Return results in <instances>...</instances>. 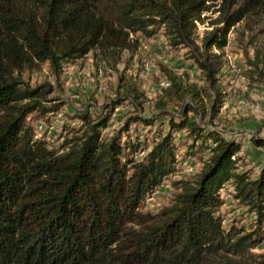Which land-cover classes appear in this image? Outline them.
Listing matches in <instances>:
<instances>
[{
	"label": "trees",
	"instance_id": "1",
	"mask_svg": "<svg viewBox=\"0 0 264 264\" xmlns=\"http://www.w3.org/2000/svg\"><path fill=\"white\" fill-rule=\"evenodd\" d=\"M253 16L264 20V0H0V264H264V254L251 251L264 239V167L254 178L241 172L240 143L203 128L195 105L169 118V131L138 161L132 156L138 148L121 134L103 137L109 116L88 111L58 150L27 121L58 106L44 104L52 86L31 87L24 79L45 63L59 75L90 52L114 67L123 52L138 49V34L163 29L172 47L189 49L213 87L222 67L215 49ZM206 20L212 28L197 44L198 23ZM255 60L256 68L264 65V48ZM169 77L162 107L199 94ZM125 91L112 108L130 98L141 105L137 88ZM130 119L125 129L153 122ZM184 129L207 158L169 206L142 210L146 195L175 171L173 131ZM227 183L256 215L253 230L223 226L218 209Z\"/></svg>",
	"mask_w": 264,
	"mask_h": 264
},
{
	"label": "rangeland",
	"instance_id": "2",
	"mask_svg": "<svg viewBox=\"0 0 264 264\" xmlns=\"http://www.w3.org/2000/svg\"><path fill=\"white\" fill-rule=\"evenodd\" d=\"M211 28L208 20L198 23L197 44H201L203 34ZM138 36V49L134 53L123 52L114 67L96 61L90 52L66 64L59 75L54 74L47 63L37 70L25 71L24 79L31 87L46 82L52 86L44 104L58 105L47 114L34 112L28 116L27 121L34 126L36 136L61 150L65 138L82 127L80 112L88 111L93 118L107 114L109 121L103 129V137L121 134L124 142L138 148L132 155L138 161L151 150L160 135L169 131V118H180L182 107L190 104L197 107V122L203 128L240 143L239 170L257 177L264 167V65L260 63L256 68L252 62L256 61V52L264 48V20L253 16L235 24L226 45L215 49L222 67L213 87L190 57L189 49L172 47L163 29L151 37ZM170 74L176 75L184 86H196L199 94L171 100L162 107L160 102L166 99L163 90L172 84ZM127 87H135L142 94L137 99L141 105L130 98L112 108L119 95L127 94ZM137 115L151 118L153 122H131L129 129H125L130 118ZM257 139L263 145L256 144ZM193 143L186 129L173 131L175 171L146 195L142 210L155 213L169 206L175 194L181 191L184 180H192L200 171L209 151L199 150V141L195 147ZM221 197L223 203L218 215L223 226L228 229L234 224L246 231L253 230L256 215L236 198L233 185L225 184ZM262 229L264 232V222ZM251 251L264 254V239Z\"/></svg>",
	"mask_w": 264,
	"mask_h": 264
}]
</instances>
